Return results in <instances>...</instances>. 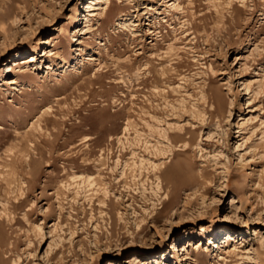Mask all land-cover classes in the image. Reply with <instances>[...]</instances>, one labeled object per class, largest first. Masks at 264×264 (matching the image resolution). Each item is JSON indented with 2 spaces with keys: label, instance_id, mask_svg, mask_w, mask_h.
<instances>
[{
  "label": "rangeland",
  "instance_id": "1",
  "mask_svg": "<svg viewBox=\"0 0 264 264\" xmlns=\"http://www.w3.org/2000/svg\"><path fill=\"white\" fill-rule=\"evenodd\" d=\"M89 1L0 0V264H264V0Z\"/></svg>",
  "mask_w": 264,
  "mask_h": 264
},
{
  "label": "bare ground",
  "instance_id": "2",
  "mask_svg": "<svg viewBox=\"0 0 264 264\" xmlns=\"http://www.w3.org/2000/svg\"><path fill=\"white\" fill-rule=\"evenodd\" d=\"M104 2V3H103ZM86 9H87V11H88V14L89 15H94V13L98 10V9H102V10H104V9H108V0H90L88 3H87V5H86ZM89 15H88V17L86 18L87 20V24L90 22V18H89ZM17 60H13V62H16ZM14 80H10V82L12 83ZM156 168H159V167H154V169H156ZM171 169H173L172 167L170 168V169H168L166 172H164L163 173V176H162V180H161V182L164 180V181H166V182H168L169 180H171V173L169 172V170H171ZM155 177L157 178V180H160V177H158V175L157 174H155ZM173 183V182H172ZM158 184L159 183H157V186H158ZM231 235L232 234H228V237H230L231 238ZM181 245V247L179 248V249H182V250H185V253H184V256L186 257V255H187V251L186 250H188V248H186L184 245H183V242L180 244ZM188 245H189V243H188ZM176 246V245H175ZM188 247V246H187ZM179 249H177V250H179Z\"/></svg>",
  "mask_w": 264,
  "mask_h": 264
}]
</instances>
